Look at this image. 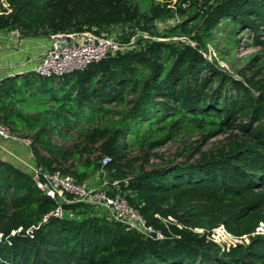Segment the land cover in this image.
Masks as SVG:
<instances>
[{"label":"trees","instance_id":"trees-1","mask_svg":"<svg viewBox=\"0 0 264 264\" xmlns=\"http://www.w3.org/2000/svg\"><path fill=\"white\" fill-rule=\"evenodd\" d=\"M12 30L132 42L58 78L0 81V123L29 140L34 167L90 189L98 175L162 239L67 193L50 199L0 160V264H264V0H0V31ZM244 33L257 51L234 76L218 60ZM194 137L183 161L149 164ZM219 226L246 242L221 252L207 239Z\"/></svg>","mask_w":264,"mask_h":264},{"label":"built area","instance_id":"built-area-1","mask_svg":"<svg viewBox=\"0 0 264 264\" xmlns=\"http://www.w3.org/2000/svg\"><path fill=\"white\" fill-rule=\"evenodd\" d=\"M175 22L178 20H173V23ZM12 33L20 36L17 30H12ZM182 40L184 39L182 38ZM49 41V47L43 51L39 63L33 71L36 77L58 78L75 71H81L90 64L99 62L108 54L127 51L132 45V42L120 43L114 36H98L92 32L59 33L50 36ZM0 139L8 142H20L26 146L30 144L28 139L17 136L1 123ZM107 161V158H104L102 163L106 164ZM30 171L36 186L50 199L64 201L63 195L67 193L74 197L75 202L104 209L115 222L144 237L155 240L162 239L161 233L147 225L138 212L128 205L123 196H108L105 191L78 185L68 176H60L57 173L46 174L34 166ZM61 215V209L58 207L50 212L43 221H46L48 217H60ZM195 231L202 233V230L199 229ZM256 233L264 235L263 224L259 225ZM207 239L216 244L221 252L228 251L243 241L246 242V238H236L230 235L223 226L209 232Z\"/></svg>","mask_w":264,"mask_h":264},{"label":"crops","instance_id":"crops-1","mask_svg":"<svg viewBox=\"0 0 264 264\" xmlns=\"http://www.w3.org/2000/svg\"><path fill=\"white\" fill-rule=\"evenodd\" d=\"M49 44L47 38H22L12 31H0V81L33 73ZM0 160L26 171L34 166L29 147L20 142L0 139Z\"/></svg>","mask_w":264,"mask_h":264},{"label":"rangeland","instance_id":"rangeland-1","mask_svg":"<svg viewBox=\"0 0 264 264\" xmlns=\"http://www.w3.org/2000/svg\"><path fill=\"white\" fill-rule=\"evenodd\" d=\"M118 32H120V30L118 29L112 30L113 35L118 34ZM249 36L246 33L243 34V38L239 43V48L236 54H234L233 56H226L224 59L218 60L220 68L225 69L227 72L235 76V70H238L245 65L246 58H248L251 54L257 51V48L251 46L246 47L243 44V42H248V44H250ZM207 55L208 58L217 56L216 52L212 48L209 49V54ZM231 66H234V68H232ZM223 138L224 136H220L213 140H210L209 143L204 147V149H207L212 144H216L222 141ZM196 140L197 137L191 139L178 138L173 142L167 143L165 146L153 151V153L151 154L152 156L149 160V164H158L163 166L164 163L167 162L183 161L184 157L191 150V147L194 146ZM102 183V178L98 175L94 176L89 181V184L92 189H102V187L105 186L102 185Z\"/></svg>","mask_w":264,"mask_h":264},{"label":"water","instance_id":"water-1","mask_svg":"<svg viewBox=\"0 0 264 264\" xmlns=\"http://www.w3.org/2000/svg\"><path fill=\"white\" fill-rule=\"evenodd\" d=\"M258 98L262 101H264V97L262 95H258Z\"/></svg>","mask_w":264,"mask_h":264}]
</instances>
